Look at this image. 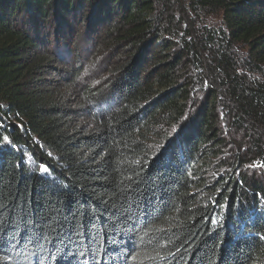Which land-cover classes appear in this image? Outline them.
Segmentation results:
<instances>
[{"label":"trees","instance_id":"trees-1","mask_svg":"<svg viewBox=\"0 0 264 264\" xmlns=\"http://www.w3.org/2000/svg\"><path fill=\"white\" fill-rule=\"evenodd\" d=\"M0 264H264V0H0Z\"/></svg>","mask_w":264,"mask_h":264},{"label":"rangeland","instance_id":"rangeland-1","mask_svg":"<svg viewBox=\"0 0 264 264\" xmlns=\"http://www.w3.org/2000/svg\"><path fill=\"white\" fill-rule=\"evenodd\" d=\"M206 16H207V17H206L207 20L214 21V22H215V21H216V22L218 21V17H217L215 14H208V15H206ZM3 259H4L5 261H8L9 258L7 257V259H6V258H3ZM9 261L12 262V260H10V259H9ZM12 263H13V262H12Z\"/></svg>","mask_w":264,"mask_h":264},{"label":"snow or ice","instance_id":"snow-or-ice-1","mask_svg":"<svg viewBox=\"0 0 264 264\" xmlns=\"http://www.w3.org/2000/svg\"><path fill=\"white\" fill-rule=\"evenodd\" d=\"M8 138L7 137H4V140H7Z\"/></svg>","mask_w":264,"mask_h":264}]
</instances>
